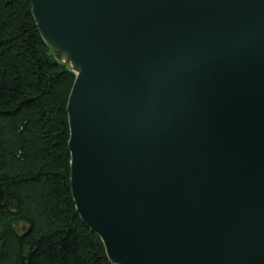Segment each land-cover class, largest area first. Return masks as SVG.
<instances>
[{"label":"water","instance_id":"95a60500","mask_svg":"<svg viewBox=\"0 0 264 264\" xmlns=\"http://www.w3.org/2000/svg\"><path fill=\"white\" fill-rule=\"evenodd\" d=\"M28 1L110 262L264 264V0Z\"/></svg>","mask_w":264,"mask_h":264},{"label":"trees","instance_id":"16d2710c","mask_svg":"<svg viewBox=\"0 0 264 264\" xmlns=\"http://www.w3.org/2000/svg\"><path fill=\"white\" fill-rule=\"evenodd\" d=\"M74 79L30 2L0 0V264H112L71 195Z\"/></svg>","mask_w":264,"mask_h":264},{"label":"rangeland","instance_id":"374dc122","mask_svg":"<svg viewBox=\"0 0 264 264\" xmlns=\"http://www.w3.org/2000/svg\"><path fill=\"white\" fill-rule=\"evenodd\" d=\"M62 62H64V60H62V58H60ZM66 63V62H65ZM69 65V64H68ZM70 67V66H69Z\"/></svg>","mask_w":264,"mask_h":264},{"label":"bare ground","instance_id":"6f19581e","mask_svg":"<svg viewBox=\"0 0 264 264\" xmlns=\"http://www.w3.org/2000/svg\"><path fill=\"white\" fill-rule=\"evenodd\" d=\"M65 57H66V56L64 55V59H65Z\"/></svg>","mask_w":264,"mask_h":264}]
</instances>
